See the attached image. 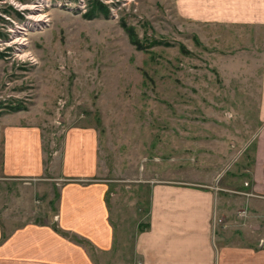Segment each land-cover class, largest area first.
I'll return each mask as SVG.
<instances>
[{"label": "rangeland", "instance_id": "rangeland-1", "mask_svg": "<svg viewBox=\"0 0 264 264\" xmlns=\"http://www.w3.org/2000/svg\"><path fill=\"white\" fill-rule=\"evenodd\" d=\"M78 1L0 0V197L18 226L54 215L50 183L4 176L10 127L35 129L47 157L96 130L128 264L154 184L250 187L264 29L207 24L203 0Z\"/></svg>", "mask_w": 264, "mask_h": 264}, {"label": "crops", "instance_id": "crops-1", "mask_svg": "<svg viewBox=\"0 0 264 264\" xmlns=\"http://www.w3.org/2000/svg\"><path fill=\"white\" fill-rule=\"evenodd\" d=\"M202 6L207 24L264 29V0H203ZM194 8L187 5L186 14ZM262 96L250 187L154 184L148 222L134 235L128 264H264V88ZM25 126L7 130L4 176L50 183L54 215L18 226L22 218L0 197V264H125V233L114 225L97 131L74 130L62 151L47 157L41 135Z\"/></svg>", "mask_w": 264, "mask_h": 264}, {"label": "trees", "instance_id": "trees-1", "mask_svg": "<svg viewBox=\"0 0 264 264\" xmlns=\"http://www.w3.org/2000/svg\"><path fill=\"white\" fill-rule=\"evenodd\" d=\"M124 29L127 31L130 41L133 45H135L137 48H139V41L137 40V37L135 35V33L133 32V30L131 28H128L127 26H124ZM23 109V108H22ZM22 109H17L16 111H20Z\"/></svg>", "mask_w": 264, "mask_h": 264}, {"label": "built area", "instance_id": "built-area-1", "mask_svg": "<svg viewBox=\"0 0 264 264\" xmlns=\"http://www.w3.org/2000/svg\"><path fill=\"white\" fill-rule=\"evenodd\" d=\"M83 2H85V1L84 0L78 1V5H79L80 9H83Z\"/></svg>", "mask_w": 264, "mask_h": 264}]
</instances>
